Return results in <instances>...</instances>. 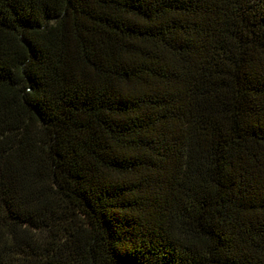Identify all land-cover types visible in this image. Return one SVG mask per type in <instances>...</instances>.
Listing matches in <instances>:
<instances>
[{
  "label": "trees",
  "instance_id": "1",
  "mask_svg": "<svg viewBox=\"0 0 264 264\" xmlns=\"http://www.w3.org/2000/svg\"><path fill=\"white\" fill-rule=\"evenodd\" d=\"M0 264H264V0H0Z\"/></svg>",
  "mask_w": 264,
  "mask_h": 264
}]
</instances>
